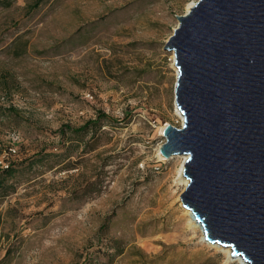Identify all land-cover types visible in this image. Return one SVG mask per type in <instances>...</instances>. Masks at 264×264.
Here are the masks:
<instances>
[{
  "label": "rangeland",
  "instance_id": "rangeland-1",
  "mask_svg": "<svg viewBox=\"0 0 264 264\" xmlns=\"http://www.w3.org/2000/svg\"><path fill=\"white\" fill-rule=\"evenodd\" d=\"M191 2L0 0V165L50 154L0 187V264H226L158 155L183 123L164 48Z\"/></svg>",
  "mask_w": 264,
  "mask_h": 264
},
{
  "label": "water",
  "instance_id": "water-1",
  "mask_svg": "<svg viewBox=\"0 0 264 264\" xmlns=\"http://www.w3.org/2000/svg\"><path fill=\"white\" fill-rule=\"evenodd\" d=\"M177 19L164 49L183 123L160 153L188 156L181 204L206 241L264 264V0H197Z\"/></svg>",
  "mask_w": 264,
  "mask_h": 264
},
{
  "label": "trees",
  "instance_id": "trees-1",
  "mask_svg": "<svg viewBox=\"0 0 264 264\" xmlns=\"http://www.w3.org/2000/svg\"><path fill=\"white\" fill-rule=\"evenodd\" d=\"M103 119H109V117L103 113L99 112L97 115V118L94 121H88L84 126L78 129H73L68 126H64L60 133L64 136L66 135L67 131H71L75 134H79L87 130L91 125H96L98 129H101L102 126V120ZM87 146V145H86ZM85 153H87V147L84 149ZM50 157V154H46L45 150H42L39 154H36L32 158H28L25 161H22L20 164H14L13 162L9 165L8 168L4 169L2 166H0V187H4V182L6 181L5 178H13L16 174H19L20 168H22L21 171H24L26 169H31L34 167L35 164L43 163V161ZM63 162H60L58 165L62 164ZM20 166V168H18ZM8 254L5 256V259L7 258ZM89 264V263H85Z\"/></svg>",
  "mask_w": 264,
  "mask_h": 264
},
{
  "label": "bare ground",
  "instance_id": "bare-ground-1",
  "mask_svg": "<svg viewBox=\"0 0 264 264\" xmlns=\"http://www.w3.org/2000/svg\"><path fill=\"white\" fill-rule=\"evenodd\" d=\"M195 2H191L188 4L187 10H189ZM177 72V69H176ZM176 114L179 116V118L181 120H183V116L180 113L179 110L176 109ZM165 127H162L161 129V134H163ZM159 158L161 160H167L165 157H163L160 153V150L158 152ZM176 158L180 159V167L178 170V181L180 182L181 185H183L184 187L188 184V179L185 177L184 174V164L188 158L187 155H182V156H177ZM185 214L188 217V222H190L192 224V226L197 229L198 231H200L202 233V238L201 241L204 242L205 244H208L210 246H213L217 249H219L222 253L225 254L226 260L225 263L226 264H247L246 260L242 257V256H233L232 254V250L229 247H223L220 246L218 244H211L209 242L206 241L205 237H204V228L203 226L196 220L195 216L193 215V213L190 210L185 209Z\"/></svg>",
  "mask_w": 264,
  "mask_h": 264
},
{
  "label": "built area",
  "instance_id": "built-area-1",
  "mask_svg": "<svg viewBox=\"0 0 264 264\" xmlns=\"http://www.w3.org/2000/svg\"><path fill=\"white\" fill-rule=\"evenodd\" d=\"M11 139L13 140V141H16L17 139H18V135L17 134H13L12 135V137H11ZM9 153H8V157L9 156H14L15 154H16V149L15 148H13V146H11L10 148H9ZM6 157V156H5ZM7 160H5V164H2V165H0V166H2L3 168L5 167V168H8L9 167V165L11 164V160H8V158H6ZM0 163H3V161L2 162H0Z\"/></svg>",
  "mask_w": 264,
  "mask_h": 264
}]
</instances>
